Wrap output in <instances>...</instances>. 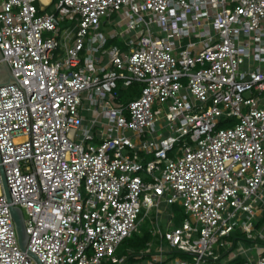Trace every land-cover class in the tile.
<instances>
[{
	"label": "built area",
	"instance_id": "built-area-1",
	"mask_svg": "<svg viewBox=\"0 0 264 264\" xmlns=\"http://www.w3.org/2000/svg\"><path fill=\"white\" fill-rule=\"evenodd\" d=\"M0 49V264H124L154 211L151 264H264V0H0Z\"/></svg>",
	"mask_w": 264,
	"mask_h": 264
},
{
	"label": "rangeland",
	"instance_id": "rangeland-1",
	"mask_svg": "<svg viewBox=\"0 0 264 264\" xmlns=\"http://www.w3.org/2000/svg\"><path fill=\"white\" fill-rule=\"evenodd\" d=\"M57 2H58V0H56V3ZM55 6L56 5L54 4L52 7H50L49 11H52ZM127 95H128V93H125L124 100H126ZM85 115L88 116V113L85 112ZM175 154L176 155L180 154L179 148L176 149ZM172 156H173V154H172ZM168 207H169V209H168L169 212H166L161 217V220H160V225H161V227H163L164 230H166L167 228H170L172 226H181L186 218H189L191 220L193 217L192 214H187L184 208H183V210H184L185 214L182 211L174 210L173 206H168ZM170 213L174 214V217L172 218L173 225H171L169 222L170 221V217H169ZM144 214H145V210L142 211V213L140 215V220L143 218ZM155 216H156V211H154L153 214H151L148 218H146V220L140 226L142 231L151 230L154 228V223L152 221V217H155ZM177 221H178V223H177ZM169 225H171V226H169ZM131 245H132V243L130 244L129 240H126L124 243H122L119 246V248L114 253V255L118 258H122L124 256H127V257L131 256L132 254L135 253V251ZM161 246H164L165 249L168 250L169 242L167 240H161V239H159V237L154 238L152 241V246H151L153 253H155L157 251V249ZM165 256L170 258V262L167 264L172 263L174 261L172 259L175 257L189 258V256L184 255L183 253H180V252L166 253ZM152 261H153V256L151 255V256H149V257H147L141 261H138L135 264H150ZM104 264H121V263H113L111 261H108L107 259H104ZM124 264H131V263H129V260H128Z\"/></svg>",
	"mask_w": 264,
	"mask_h": 264
},
{
	"label": "water",
	"instance_id": "water-1",
	"mask_svg": "<svg viewBox=\"0 0 264 264\" xmlns=\"http://www.w3.org/2000/svg\"><path fill=\"white\" fill-rule=\"evenodd\" d=\"M0 58L3 62V64L0 65V86L17 82V79L15 78V76L12 73L11 68L7 64L1 49H0ZM1 172H2L3 185L5 188L7 198L9 201H11L10 190H9L8 182H7L3 167H1ZM11 212H12L13 219L16 223L20 246L24 251H26L28 242H29V234L26 229L24 213L21 208L16 207V206L11 207ZM30 254L33 257H35L36 260L41 264L40 260L34 254L32 253Z\"/></svg>",
	"mask_w": 264,
	"mask_h": 264
},
{
	"label": "trees",
	"instance_id": "trees-1",
	"mask_svg": "<svg viewBox=\"0 0 264 264\" xmlns=\"http://www.w3.org/2000/svg\"><path fill=\"white\" fill-rule=\"evenodd\" d=\"M133 94L134 93L132 91L128 92L129 97H131ZM172 206H173L174 210H179V211H182L184 213L183 207L178 206V205H172ZM177 223H178V221H177ZM141 232L142 233H137V234L133 235L131 238L126 239V240H129L130 244L132 243L131 246L133 247V249L135 251L134 254L127 257L126 262L129 260V263L135 264L138 261H141V260L152 255L151 253H144V252L148 248L149 243H151L153 241V239L156 237L153 235L151 230H145V231L141 230ZM142 253H144V254H142Z\"/></svg>",
	"mask_w": 264,
	"mask_h": 264
},
{
	"label": "bare ground",
	"instance_id": "bare-ground-1",
	"mask_svg": "<svg viewBox=\"0 0 264 264\" xmlns=\"http://www.w3.org/2000/svg\"><path fill=\"white\" fill-rule=\"evenodd\" d=\"M44 1H46V2H47L48 0H44Z\"/></svg>",
	"mask_w": 264,
	"mask_h": 264
},
{
	"label": "crops",
	"instance_id": "crops-1",
	"mask_svg": "<svg viewBox=\"0 0 264 264\" xmlns=\"http://www.w3.org/2000/svg\"><path fill=\"white\" fill-rule=\"evenodd\" d=\"M151 264V263H150Z\"/></svg>",
	"mask_w": 264,
	"mask_h": 264
}]
</instances>
